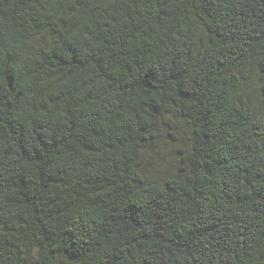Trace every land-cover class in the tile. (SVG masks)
I'll use <instances>...</instances> for the list:
<instances>
[{"label":"trees","instance_id":"1","mask_svg":"<svg viewBox=\"0 0 264 264\" xmlns=\"http://www.w3.org/2000/svg\"><path fill=\"white\" fill-rule=\"evenodd\" d=\"M0 18V264H264V0Z\"/></svg>","mask_w":264,"mask_h":264},{"label":"rangeland","instance_id":"2","mask_svg":"<svg viewBox=\"0 0 264 264\" xmlns=\"http://www.w3.org/2000/svg\"><path fill=\"white\" fill-rule=\"evenodd\" d=\"M173 120L176 121L175 125V135H183L186 137L185 134V120L181 117H173ZM167 129L166 126L163 127V131ZM165 139L162 142H154L150 145V150L156 152V155H161L164 159H161L162 161L158 166H155L152 168L151 175L156 176L158 178H163L170 174V172L174 171L176 169V161L178 152L175 150V143L178 144V141H180L178 136H176V139H172L168 136L167 131L164 132ZM186 141V142H185ZM185 142V145L188 147L190 145L189 139L185 138L183 140Z\"/></svg>","mask_w":264,"mask_h":264},{"label":"clouds","instance_id":"3","mask_svg":"<svg viewBox=\"0 0 264 264\" xmlns=\"http://www.w3.org/2000/svg\"><path fill=\"white\" fill-rule=\"evenodd\" d=\"M0 24H4V21L2 18H0ZM14 40H15L14 36H9V42H14Z\"/></svg>","mask_w":264,"mask_h":264},{"label":"snow or ice","instance_id":"4","mask_svg":"<svg viewBox=\"0 0 264 264\" xmlns=\"http://www.w3.org/2000/svg\"><path fill=\"white\" fill-rule=\"evenodd\" d=\"M16 47H18V45H16ZM2 48H3V42L0 41V49H2Z\"/></svg>","mask_w":264,"mask_h":264}]
</instances>
